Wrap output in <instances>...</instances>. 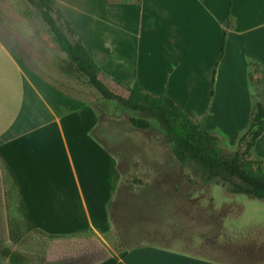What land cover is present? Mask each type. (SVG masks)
Here are the masks:
<instances>
[{
    "label": "crops",
    "instance_id": "0c3cea01",
    "mask_svg": "<svg viewBox=\"0 0 264 264\" xmlns=\"http://www.w3.org/2000/svg\"><path fill=\"white\" fill-rule=\"evenodd\" d=\"M46 2L86 47L100 81L165 94L207 132L234 130L238 140L254 104L264 105V0H232L228 18L229 0ZM98 124L94 109L45 83L0 39V264H224L156 247L112 250L119 178L91 137ZM263 139L252 152L261 161ZM257 228L229 233L251 229L256 241L243 239L263 255L252 264H264Z\"/></svg>",
    "mask_w": 264,
    "mask_h": 264
},
{
    "label": "rangeland",
    "instance_id": "374dc122",
    "mask_svg": "<svg viewBox=\"0 0 264 264\" xmlns=\"http://www.w3.org/2000/svg\"><path fill=\"white\" fill-rule=\"evenodd\" d=\"M0 39L21 52L29 70L45 83L96 111L99 124L91 137L114 159L119 178L107 236L114 252L148 246L224 264H252L261 258V252L253 256L250 250L249 241L257 237L250 233L252 228L235 237L229 228L258 226L264 231V202L233 195L228 181L208 180L194 163L180 161L152 116L101 99L83 77L68 69L65 55L27 3L0 0ZM101 81L113 94L127 97L124 88L106 78ZM130 119L146 120L149 128L134 129ZM214 133L225 151L236 150L240 132L233 130V137L223 131ZM258 148H264V139ZM255 234L264 243V232ZM246 236L250 240L243 239Z\"/></svg>",
    "mask_w": 264,
    "mask_h": 264
},
{
    "label": "trees",
    "instance_id": "16d2710c",
    "mask_svg": "<svg viewBox=\"0 0 264 264\" xmlns=\"http://www.w3.org/2000/svg\"><path fill=\"white\" fill-rule=\"evenodd\" d=\"M21 1L33 9L35 16L47 28L58 50L65 55L68 69L83 77L101 99L116 102L127 111L152 116L164 130L180 161L194 163L208 180L228 181L233 195H244L264 202V162L251 157L257 140L264 133L263 104H254L246 131L237 140L236 150L229 153L221 147V141L215 134L202 129L165 94L153 96L137 84L126 89V98L113 94L100 81V68L63 15L46 0ZM231 6L232 0H229L227 18ZM129 123L134 129L145 131L149 128L146 120L130 119Z\"/></svg>",
    "mask_w": 264,
    "mask_h": 264
}]
</instances>
